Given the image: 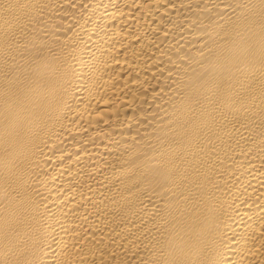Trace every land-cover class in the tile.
Returning a JSON list of instances; mask_svg holds the SVG:
<instances>
[{
    "label": "bare ground",
    "instance_id": "6f19581e",
    "mask_svg": "<svg viewBox=\"0 0 264 264\" xmlns=\"http://www.w3.org/2000/svg\"><path fill=\"white\" fill-rule=\"evenodd\" d=\"M0 264H264V0H0Z\"/></svg>",
    "mask_w": 264,
    "mask_h": 264
}]
</instances>
